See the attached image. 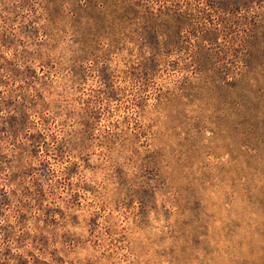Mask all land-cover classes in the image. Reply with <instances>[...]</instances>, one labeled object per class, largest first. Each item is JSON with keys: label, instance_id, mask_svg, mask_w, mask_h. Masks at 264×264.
<instances>
[{"label": "rangeland", "instance_id": "rangeland-1", "mask_svg": "<svg viewBox=\"0 0 264 264\" xmlns=\"http://www.w3.org/2000/svg\"><path fill=\"white\" fill-rule=\"evenodd\" d=\"M0 264H264V0H0Z\"/></svg>", "mask_w": 264, "mask_h": 264}]
</instances>
